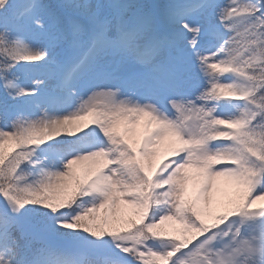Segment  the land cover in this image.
<instances>
[{"label":"snow or ice","instance_id":"snow-or-ice-1","mask_svg":"<svg viewBox=\"0 0 264 264\" xmlns=\"http://www.w3.org/2000/svg\"><path fill=\"white\" fill-rule=\"evenodd\" d=\"M0 264H264V0H0Z\"/></svg>","mask_w":264,"mask_h":264}]
</instances>
